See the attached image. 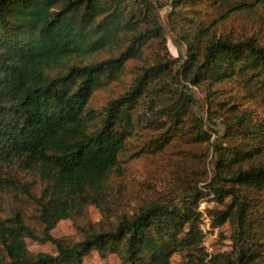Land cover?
Masks as SVG:
<instances>
[{
  "label": "trees",
  "instance_id": "1",
  "mask_svg": "<svg viewBox=\"0 0 264 264\" xmlns=\"http://www.w3.org/2000/svg\"><path fill=\"white\" fill-rule=\"evenodd\" d=\"M204 1L174 0L173 5ZM136 20L124 0H0V191L18 184L2 175L14 160L44 185L38 196L21 186L38 206L40 236L18 214L0 217L5 252L0 264H84L92 251L116 253L122 264H172V255L181 252L189 257L182 264H264V121L251 122L236 110L225 127L228 133L237 131L238 139L226 148L215 145L209 184L219 204L230 200L222 210L206 214L210 228L228 221L230 252H206L197 190L175 200L146 199L119 215L114 226L87 231L72 244L51 234L58 221L86 203L104 201L136 125L163 129L156 138L158 150L171 141L168 129L183 121L191 99L168 80L182 77L200 86L242 73L264 98V36L231 39L204 29L181 36L186 47L181 60L146 67L124 92L99 109L90 107L95 91L117 80L126 61L140 55L143 33L131 30L115 56L89 57L113 44ZM157 81L161 86L145 99ZM158 91L169 94L170 104L159 106ZM21 236L49 241L56 253L32 255Z\"/></svg>",
  "mask_w": 264,
  "mask_h": 264
},
{
  "label": "rangeland",
  "instance_id": "2",
  "mask_svg": "<svg viewBox=\"0 0 264 264\" xmlns=\"http://www.w3.org/2000/svg\"><path fill=\"white\" fill-rule=\"evenodd\" d=\"M124 1L135 10L137 20L131 27L120 31L113 44L90 56L89 60L117 55L127 45L126 37L133 31L143 33L141 52L139 56L126 61L123 73L117 80L95 91L89 103L92 108L99 109L107 99L124 92L134 77L146 67L169 59L181 60L186 54L181 37L185 34L208 29L210 34L231 39L253 36L261 40L264 36V2L260 0H205L192 7L174 6V0ZM75 59L79 61V58ZM175 71L173 66V75ZM178 79L179 82L173 79L168 81L179 89L183 88L191 103L183 121L168 129L171 141L158 150L156 138L163 134V129L155 125L151 128L140 123L136 125L133 135L127 139L125 150L119 156L118 169L110 175V192L104 201L86 203L71 217L58 221L51 231L54 237L65 244L77 242L87 231L114 226L119 215L131 213L146 199L175 200L184 193L197 190L202 194L198 209L203 214H208L209 210H222L224 203L229 202L230 197H226L224 203L219 204L210 192L209 184L215 170L212 163L216 155L215 145L226 148L237 141V131L228 133L225 127L235 112L251 122L264 121L263 95L255 83L249 82L242 73L221 82L206 81L200 86L182 77ZM160 86L159 81L154 83L151 92L144 98L154 96ZM158 94L161 97L160 107L170 104L172 98L169 94H163L162 91H158ZM144 102L141 101V107ZM163 122L166 126L170 123L167 119ZM2 175L8 180L15 179L19 186L14 183L0 191V217L9 219L18 214L24 224L40 236L43 225L37 217L38 206L30 194L39 195L44 186L41 178L24 168L18 160L4 166ZM26 185L31 193L22 189L21 186ZM230 231L228 221L211 228L204 238L206 252L210 255L230 252ZM21 237L28 253L32 255L37 252L56 253L55 246L49 241ZM4 254L0 244V257ZM188 258L185 252H181L173 254L170 261L172 264H182ZM195 261L198 259L195 258ZM84 264L122 263L116 253L92 251L84 258Z\"/></svg>",
  "mask_w": 264,
  "mask_h": 264
},
{
  "label": "built area",
  "instance_id": "3",
  "mask_svg": "<svg viewBox=\"0 0 264 264\" xmlns=\"http://www.w3.org/2000/svg\"><path fill=\"white\" fill-rule=\"evenodd\" d=\"M207 224V226H206ZM201 228H202V231L205 235V237L207 236L208 232H210V218L209 216H207L206 214H204L202 216V223H201ZM216 229V228H215Z\"/></svg>",
  "mask_w": 264,
  "mask_h": 264
}]
</instances>
